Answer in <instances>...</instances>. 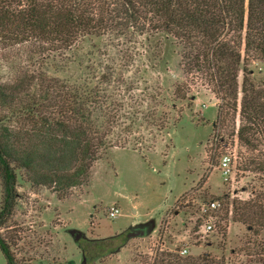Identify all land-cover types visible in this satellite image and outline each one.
I'll list each match as a JSON object with an SVG mask.
<instances>
[{"label": "rangeland", "instance_id": "374dc122", "mask_svg": "<svg viewBox=\"0 0 264 264\" xmlns=\"http://www.w3.org/2000/svg\"><path fill=\"white\" fill-rule=\"evenodd\" d=\"M182 51L165 31L88 36L61 55L38 42H0V84L24 76L38 81L44 74L66 90H107L123 116L109 139L121 145L94 162L88 184L55 191L15 167L16 204L1 231L13 238L11 250L20 263H182L177 254L264 264V229L231 218L236 200L264 194L261 175L244 169V160L263 152L240 144L237 114L226 130L214 127L220 100L200 73L183 72ZM248 68L257 83L264 82L262 62L252 59ZM36 81L18 89L12 103L0 101V123L20 144L36 143L26 133L31 123L16 112L43 92ZM225 154L231 156L227 175L219 167ZM212 200H218L217 209L208 208ZM113 209L118 213L111 216ZM207 219L209 231L203 229ZM131 231L138 234L127 237ZM117 234L127 237L117 252L83 260L80 240ZM0 264H6L1 252Z\"/></svg>", "mask_w": 264, "mask_h": 264}, {"label": "trees", "instance_id": "16d2710c", "mask_svg": "<svg viewBox=\"0 0 264 264\" xmlns=\"http://www.w3.org/2000/svg\"><path fill=\"white\" fill-rule=\"evenodd\" d=\"M150 31H165L178 40L183 72L200 73L220 100L214 127L226 130L239 116L238 141L251 152H263L244 160V169L264 179V82L257 83L248 68L252 59L264 65V0H0V42H38L56 55L88 36L120 38ZM41 76L38 81L24 76L11 85L0 84V101L6 104L30 81L43 89L16 111L31 123L26 133L36 143L16 142L17 134L0 123V252L6 264H22L11 250L13 238L1 231L16 204L15 167L29 171L35 184L66 191L88 184L94 162L121 145L109 141L122 107L110 103L107 90H66L54 78ZM236 201L231 218L264 229V194ZM126 240L117 234L78 245L83 260L92 262L117 252ZM176 256L182 263L159 261L225 264L206 255Z\"/></svg>", "mask_w": 264, "mask_h": 264}, {"label": "built area", "instance_id": "2783aa9c", "mask_svg": "<svg viewBox=\"0 0 264 264\" xmlns=\"http://www.w3.org/2000/svg\"><path fill=\"white\" fill-rule=\"evenodd\" d=\"M219 167L222 170L223 175H227L230 173L231 170V156L229 154H225L221 157L220 159V164ZM218 200H212L209 204H208V208L211 209H217L219 207V202H217ZM118 213L117 209H113V211L110 213L111 216H114L115 214ZM203 229L205 231H209L210 229H212V224H211V220L207 219L203 225ZM181 253H186V250H181Z\"/></svg>", "mask_w": 264, "mask_h": 264}, {"label": "water", "instance_id": "95a60500", "mask_svg": "<svg viewBox=\"0 0 264 264\" xmlns=\"http://www.w3.org/2000/svg\"><path fill=\"white\" fill-rule=\"evenodd\" d=\"M142 233H143V232H142ZM137 234H138V233L131 231V232H129V233L127 234V237L135 236V235H137ZM79 237H80V235H79L78 233H76V234L74 235V240L77 241V240L79 239Z\"/></svg>", "mask_w": 264, "mask_h": 264}]
</instances>
